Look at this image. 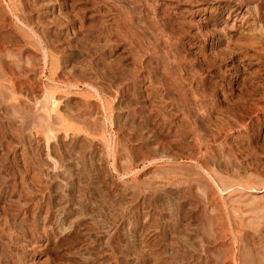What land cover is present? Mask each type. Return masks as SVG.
<instances>
[{"label": "rangeland", "instance_id": "obj_1", "mask_svg": "<svg viewBox=\"0 0 264 264\" xmlns=\"http://www.w3.org/2000/svg\"><path fill=\"white\" fill-rule=\"evenodd\" d=\"M0 264H264V0H0Z\"/></svg>", "mask_w": 264, "mask_h": 264}]
</instances>
